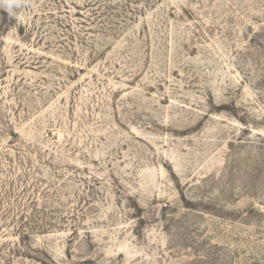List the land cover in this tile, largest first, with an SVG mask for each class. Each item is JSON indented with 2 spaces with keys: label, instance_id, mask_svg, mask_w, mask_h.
<instances>
[{
  "label": "rangeland",
  "instance_id": "374dc122",
  "mask_svg": "<svg viewBox=\"0 0 264 264\" xmlns=\"http://www.w3.org/2000/svg\"><path fill=\"white\" fill-rule=\"evenodd\" d=\"M0 264H264V0L0 9Z\"/></svg>",
  "mask_w": 264,
  "mask_h": 264
},
{
  "label": "clouds",
  "instance_id": "9594fccd",
  "mask_svg": "<svg viewBox=\"0 0 264 264\" xmlns=\"http://www.w3.org/2000/svg\"><path fill=\"white\" fill-rule=\"evenodd\" d=\"M25 6V0H0V9H3L9 16H15L16 10Z\"/></svg>",
  "mask_w": 264,
  "mask_h": 264
}]
</instances>
